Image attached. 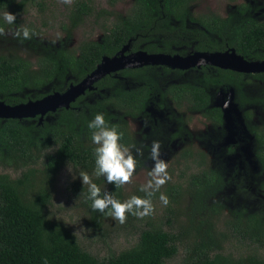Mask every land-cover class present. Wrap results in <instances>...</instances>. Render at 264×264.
Masks as SVG:
<instances>
[{
  "label": "trees",
  "instance_id": "obj_1",
  "mask_svg": "<svg viewBox=\"0 0 264 264\" xmlns=\"http://www.w3.org/2000/svg\"><path fill=\"white\" fill-rule=\"evenodd\" d=\"M48 1L0 0V29L16 32L26 26L31 38L23 48L25 54L20 49H0V100L7 104L64 91L94 70L103 56L114 55L130 40V51L184 55L189 50L234 48L245 59H264V2H241L223 16L214 10L195 12L199 0H134L126 12L113 9L121 0H109L110 9H97L93 0H74L67 21L60 23L65 36L51 40L43 38L41 28L27 19L32 11L45 12ZM6 11L16 16L11 25L2 18ZM90 16L100 19L101 36L72 43L74 32ZM95 85L96 89L79 95L68 108L49 112L41 122L39 116L0 118V264H45V258L47 264H166L180 252V246L184 247L182 264H264V253L256 248L264 250V211L242 206L222 219L220 200H209L223 188L221 175L203 167L204 158L186 180L178 176L164 187L169 200L167 222L185 216L189 222L185 228L166 229L155 222L153 212L147 218L126 213L125 222L118 223L111 215L93 210L87 185L74 181L83 195L85 223L101 238L113 239L130 228L138 232L134 245L112 247L104 257L86 248L69 225L50 213L56 177L66 166L78 178L80 171L88 172L102 191L121 201L132 195L145 196L142 186L126 196L124 184L116 186L93 174L95 145L87 123L97 112H103L109 126L123 133L125 146L135 142L129 116L149 119L152 133L148 139L156 138L162 145L190 135L189 112L201 113L214 126L224 124L227 116L218 94H227L245 112L242 127L255 138L256 158L264 172V121L253 122L248 109H264V72L210 65L191 69L147 65L110 73ZM139 148L150 151L143 144ZM183 156H193L190 147ZM137 161L133 174L144 166L141 154ZM159 195L156 191L150 197L153 211ZM129 217H135V222L131 224ZM234 240L254 249L227 252V244Z\"/></svg>",
  "mask_w": 264,
  "mask_h": 264
},
{
  "label": "rangeland",
  "instance_id": "obj_2",
  "mask_svg": "<svg viewBox=\"0 0 264 264\" xmlns=\"http://www.w3.org/2000/svg\"><path fill=\"white\" fill-rule=\"evenodd\" d=\"M73 1L49 0L48 8L45 12L40 14L37 11H32L27 15V19L36 23L41 28L43 38L57 40L65 36L63 30L60 28V23L67 21L66 13L72 6ZM248 1L264 2V0H199L195 4L194 9L195 12L214 10L226 16L231 7ZM133 2L134 0H121L113 9L119 12H126ZM93 3L97 9L111 8L109 0H93ZM99 22L100 19L96 16L87 18L84 24L74 32L71 42L75 44L82 39L99 38L102 34L99 25L97 26ZM14 33L13 31H6L0 34V49L9 51L20 49L25 54L23 48L27 47L31 38L25 39L14 35ZM34 55L36 56V53ZM161 77L165 78L164 75H161ZM256 87L260 89V85L256 84ZM218 95L220 97L218 98V102H222L228 106L230 102L233 103L232 96L229 97V95L224 93ZM227 109V118L224 124L220 126H214L211 121L199 112H189L187 117L191 116V118L186 126L188 131H190V135L165 141L162 145L159 143V158L166 162L168 178L157 191L165 193L164 187L168 183V180L172 178L175 179L179 176L181 180H186L190 172L198 169L196 165L204 158L203 167L206 169L214 168L221 175L223 188H218L217 192L213 193L209 200H220L223 209L222 219L230 216L233 209L242 206L252 208L250 210L261 209L264 211V188L262 186L264 183V172L260 170V164L256 158L255 138L251 134L249 135V129L244 126L242 127L245 112L240 107L233 110L229 106ZM248 109L252 110L253 122L261 123L264 121L263 108L250 106ZM126 119L135 141L131 145L135 146L132 148L133 154H136V148H139L142 144L144 147L150 149V151L141 150L144 166L135 172L128 182L124 183L125 195L129 196L133 188L145 186L149 181V171L154 164L149 153H151L152 143L158 140L156 138L148 139L149 134L152 133V127L148 125L149 119L140 116H129ZM187 147H190L193 151V156L188 159L183 156L184 149ZM74 181L81 180L74 174L71 167L66 166L59 171L55 181L53 204L50 206L51 215L61 218L65 224L71 227L79 241L100 257L108 255L112 247L120 249L134 245L138 238V232H132V228L119 232L113 239H110V237L104 239L91 226L85 223L86 207L82 203L83 195L81 191L76 189V184L73 185ZM189 202L187 201L185 204V210L188 213L191 210ZM165 206L160 200L157 202V208L154 209L152 214L155 222L162 223L166 229L172 230L185 228L187 223L189 224L185 216L172 218L171 222L168 223ZM129 218L133 220L130 222L131 224L136 220L135 217ZM108 221L110 222V219ZM104 240H107V242ZM256 248L264 253L262 248L258 246ZM253 249L251 244H240L238 240H234L227 244L226 250L227 252L231 251L240 254L241 252H252ZM183 255L184 247L180 246V252L174 258L168 260L166 264H182Z\"/></svg>",
  "mask_w": 264,
  "mask_h": 264
},
{
  "label": "clouds",
  "instance_id": "obj_3",
  "mask_svg": "<svg viewBox=\"0 0 264 264\" xmlns=\"http://www.w3.org/2000/svg\"><path fill=\"white\" fill-rule=\"evenodd\" d=\"M2 18L10 25L16 20L15 14L9 11L4 12ZM0 34H3L2 29H0ZM14 35L27 39L30 36V30L25 26L18 29ZM87 127L92 130L91 142L95 145L93 148L95 164L93 174L97 177H104L108 183L116 186L128 182L137 166V157L141 154V149L136 148L134 155L132 148L135 146H125L121 142L123 133L118 131L116 126H109L103 112H97L88 121ZM159 148V142L154 141L151 145V158L154 164L149 171L150 179L141 188V191L145 192L144 197L132 195L121 201L109 191H102L101 187L91 179L88 172L80 171L78 176L82 184L87 185V198L91 200V208L105 215H111L120 223L125 222L126 213L140 218L150 215L153 212L150 197L168 178L166 162L159 158ZM159 200L164 205L169 202L164 193H160ZM45 264H47L46 258Z\"/></svg>",
  "mask_w": 264,
  "mask_h": 264
},
{
  "label": "water",
  "instance_id": "obj_4",
  "mask_svg": "<svg viewBox=\"0 0 264 264\" xmlns=\"http://www.w3.org/2000/svg\"><path fill=\"white\" fill-rule=\"evenodd\" d=\"M131 40L114 55H105L101 62L81 81L71 83L64 91L50 93L36 100H29L18 104H7L0 100V118H26L39 116L40 122L48 118L49 112L61 108H68L70 103L86 91L96 89V82L110 73L117 74L125 68H140L147 65H165L170 68L189 69L204 65L229 68L246 73L264 72V59L248 60L238 54L234 48L226 51H192L185 55L176 53H149L145 50L130 51ZM220 98V97H219ZM227 116V107L236 110L232 102L224 104ZM47 115V117L45 116Z\"/></svg>",
  "mask_w": 264,
  "mask_h": 264
},
{
  "label": "flooded vegetation",
  "instance_id": "obj_5",
  "mask_svg": "<svg viewBox=\"0 0 264 264\" xmlns=\"http://www.w3.org/2000/svg\"><path fill=\"white\" fill-rule=\"evenodd\" d=\"M190 52H192V51H189V52H187V53H190ZM191 69V68H190ZM254 142H255V140H254ZM255 144V143H254Z\"/></svg>",
  "mask_w": 264,
  "mask_h": 264
}]
</instances>
